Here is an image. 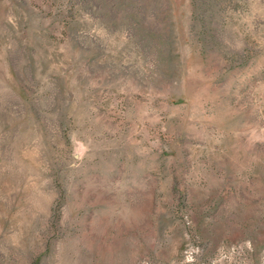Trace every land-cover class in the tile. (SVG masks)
Returning a JSON list of instances; mask_svg holds the SVG:
<instances>
[{"label":"rangeland","instance_id":"obj_1","mask_svg":"<svg viewBox=\"0 0 264 264\" xmlns=\"http://www.w3.org/2000/svg\"><path fill=\"white\" fill-rule=\"evenodd\" d=\"M0 264H264V0H0Z\"/></svg>","mask_w":264,"mask_h":264}]
</instances>
